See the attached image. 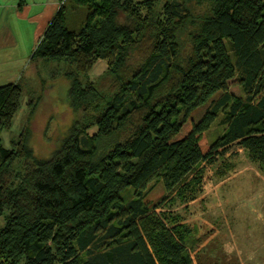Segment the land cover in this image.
I'll return each instance as SVG.
<instances>
[{
	"label": "trees",
	"instance_id": "obj_1",
	"mask_svg": "<svg viewBox=\"0 0 264 264\" xmlns=\"http://www.w3.org/2000/svg\"><path fill=\"white\" fill-rule=\"evenodd\" d=\"M34 58L66 66L82 116L48 158L23 134L0 144V264H195L194 251L201 264L202 239L170 210L202 194L199 166L233 144L264 172V0H64ZM99 60L105 84L89 78ZM21 96L19 82L0 86V130ZM219 115L225 129L204 152ZM158 182L166 196L150 207Z\"/></svg>",
	"mask_w": 264,
	"mask_h": 264
},
{
	"label": "rangeland",
	"instance_id": "obj_2",
	"mask_svg": "<svg viewBox=\"0 0 264 264\" xmlns=\"http://www.w3.org/2000/svg\"><path fill=\"white\" fill-rule=\"evenodd\" d=\"M192 6L199 9L194 3ZM118 18L120 22L131 23L122 11ZM138 53H130L125 67L137 66ZM102 61L89 73V78L99 84H105L108 79L103 75L106 63ZM27 65L19 80L21 106L11 127L0 130V144L11 148L12 142L23 134L34 154L45 159L69 136L73 123L81 120L82 114L69 104V81L64 76L66 66L63 63H46L34 58L29 59ZM228 90L234 95L242 94L235 79L229 81ZM31 99L36 101L34 110L30 108ZM207 106L208 102L196 108L191 119L198 121ZM220 119L221 115L200 138L199 145L204 152L225 129ZM95 130L89 129L88 134H94ZM200 169L204 175L202 194L188 203H176L170 211L178 213L179 224L189 227L194 240L202 239L196 249L201 264H264V172L236 144L231 145L225 155L216 156L212 165L205 162ZM165 196L163 184L158 182L148 191L145 201L153 207ZM165 209L161 206L155 210L161 213ZM191 255L197 264L195 251Z\"/></svg>",
	"mask_w": 264,
	"mask_h": 264
},
{
	"label": "crops",
	"instance_id": "obj_3",
	"mask_svg": "<svg viewBox=\"0 0 264 264\" xmlns=\"http://www.w3.org/2000/svg\"><path fill=\"white\" fill-rule=\"evenodd\" d=\"M61 0H0V82L16 83ZM101 60L97 61L93 67ZM103 62V61H102ZM24 70V71H23ZM1 86V85H0Z\"/></svg>",
	"mask_w": 264,
	"mask_h": 264
},
{
	"label": "built area",
	"instance_id": "obj_4",
	"mask_svg": "<svg viewBox=\"0 0 264 264\" xmlns=\"http://www.w3.org/2000/svg\"><path fill=\"white\" fill-rule=\"evenodd\" d=\"M63 1H64V0H61V1H60V5L63 3Z\"/></svg>",
	"mask_w": 264,
	"mask_h": 264
}]
</instances>
